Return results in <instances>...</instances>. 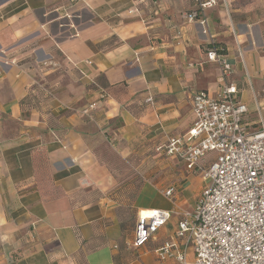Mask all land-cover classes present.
<instances>
[{
  "label": "crops",
  "instance_id": "1",
  "mask_svg": "<svg viewBox=\"0 0 264 264\" xmlns=\"http://www.w3.org/2000/svg\"><path fill=\"white\" fill-rule=\"evenodd\" d=\"M194 8L0 0V264H178L156 249L208 181L155 149L187 136L195 92L217 97L225 83L250 130L264 118V0H218L186 18ZM210 47L233 67L225 80ZM153 208L171 218L134 247L135 217Z\"/></svg>",
  "mask_w": 264,
  "mask_h": 264
},
{
  "label": "built area",
  "instance_id": "2",
  "mask_svg": "<svg viewBox=\"0 0 264 264\" xmlns=\"http://www.w3.org/2000/svg\"><path fill=\"white\" fill-rule=\"evenodd\" d=\"M194 1L196 8L186 14L190 20L218 0ZM207 54L220 65L223 80L231 75L233 67L215 48ZM237 92L233 83H225L217 97L195 92L194 121L187 136L171 137L158 147L165 155L182 159L189 171H201L208 181L195 209L181 213L174 238L156 249L161 262L264 264V118L260 128L250 130L244 123L247 105L236 99ZM146 100L155 99L150 95ZM175 192L170 186L165 196L172 199ZM137 218L133 246L140 248L169 222L171 212L153 208L139 212Z\"/></svg>",
  "mask_w": 264,
  "mask_h": 264
},
{
  "label": "rangeland",
  "instance_id": "3",
  "mask_svg": "<svg viewBox=\"0 0 264 264\" xmlns=\"http://www.w3.org/2000/svg\"><path fill=\"white\" fill-rule=\"evenodd\" d=\"M161 146H163V145H161ZM158 147H159V146H157V148L155 149V153L157 154L158 158H162V159L166 158L167 155L164 154L163 149H158ZM141 180H142L143 182L146 181L144 174H143V176L141 177ZM131 213H132V212L129 211L128 209L125 210L126 218H128L129 220H130L129 216H131Z\"/></svg>",
  "mask_w": 264,
  "mask_h": 264
},
{
  "label": "trees",
  "instance_id": "4",
  "mask_svg": "<svg viewBox=\"0 0 264 264\" xmlns=\"http://www.w3.org/2000/svg\"><path fill=\"white\" fill-rule=\"evenodd\" d=\"M137 216H138V214L136 215V221H137ZM130 218H131V220L133 221V220H135V218H134V213H131V216H130ZM128 221H130V220H128ZM136 221H135V224H134V229H135V226H136Z\"/></svg>",
  "mask_w": 264,
  "mask_h": 264
}]
</instances>
